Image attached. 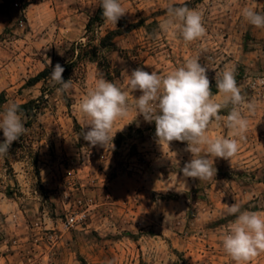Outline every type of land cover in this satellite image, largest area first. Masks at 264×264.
Listing matches in <instances>:
<instances>
[{"label":"rangeland","instance_id":"rangeland-1","mask_svg":"<svg viewBox=\"0 0 264 264\" xmlns=\"http://www.w3.org/2000/svg\"><path fill=\"white\" fill-rule=\"evenodd\" d=\"M120 3L126 14L117 24L88 32L100 0H0V94L7 95L0 113L10 103L43 104L33 120L19 113L26 132L0 155V264H235L222 247L235 219L228 205L264 214V28L242 15L244 8L264 15V0ZM169 5L199 12L204 36L185 42L179 32H164ZM120 22L128 31L102 48ZM89 43L98 56L78 59ZM190 58L207 68L213 99H221L213 92L217 75L231 69L244 104L253 105L239 107L248 130L230 160L214 158L212 179L183 176L187 142H158L155 121L134 107L139 90L128 93V115L114 123L106 148L83 139L88 128L78 105L97 79L123 88L124 68L164 76ZM75 60L62 74L72 81L67 92L50 75L34 81ZM207 132L228 138L229 129L213 120ZM82 211L85 223L66 228L67 217ZM250 264H264V252Z\"/></svg>","mask_w":264,"mask_h":264},{"label":"clouds","instance_id":"clouds-1","mask_svg":"<svg viewBox=\"0 0 264 264\" xmlns=\"http://www.w3.org/2000/svg\"><path fill=\"white\" fill-rule=\"evenodd\" d=\"M100 7L104 20L113 25L126 14L120 0H100ZM167 13L168 18L160 25L164 32H179L185 42L204 36L206 29L199 12L184 5H169ZM242 15L252 26L264 28V15L252 8H244ZM64 71L65 68L56 63L50 73L53 86H60L58 92H67L72 87L71 79H64ZM121 75L124 77L123 88L116 82L99 78L78 105L79 112L85 117L82 127L88 128L81 135L91 145L106 148L112 142L114 123L128 115V93L139 90L141 95L135 98L134 107L146 122L155 121L158 142H187L185 151L191 153V159L181 169L184 177L210 180L216 174L214 158L230 160L238 152V139H243L248 130V120L239 107L251 110L253 105L244 104L234 70L226 69L217 75L215 84L221 94L219 100L212 98L207 68L195 58L186 60L183 66L164 76L140 67L130 72L124 68ZM229 105H232L231 110L222 118L220 110ZM19 112L20 105L10 103L0 113V130L4 137L0 142V155L7 154L12 143L26 132ZM221 119L229 129L228 138L210 137L209 126L213 120ZM227 213L235 219L223 236L222 247L235 264H250L264 252V214L241 211L237 203L228 205Z\"/></svg>","mask_w":264,"mask_h":264},{"label":"trees","instance_id":"trees-1","mask_svg":"<svg viewBox=\"0 0 264 264\" xmlns=\"http://www.w3.org/2000/svg\"><path fill=\"white\" fill-rule=\"evenodd\" d=\"M5 3H8L10 0H3ZM105 22L104 18L102 17V8L99 7L96 15L92 17L89 21L87 31L89 32L92 28L94 29L96 26H101ZM120 29L118 30H112L108 33V35L103 39L101 43L102 48H107L113 45V40L115 39L116 36L121 35L123 33H126L128 30L123 28V23L120 22ZM99 53V47L92 46L91 43L89 44H81V49L78 54V59H84V58H91L95 59L98 56ZM77 60L73 61L70 63L65 69H67V73L69 69L75 67ZM50 75V69L46 68L43 70L35 79L34 81L39 82L41 80L47 79ZM65 80L67 78H64ZM214 93L218 92L217 88L213 90ZM65 93V92H64ZM45 98H40L38 101H41ZM7 102V95L5 92H2L0 94V111L2 110L4 104ZM36 101L29 102L27 104H22L20 105V114H25L28 116L30 120H33L36 116L39 110L42 109L43 104L37 103L35 106L34 104Z\"/></svg>","mask_w":264,"mask_h":264},{"label":"built area","instance_id":"built-area-1","mask_svg":"<svg viewBox=\"0 0 264 264\" xmlns=\"http://www.w3.org/2000/svg\"><path fill=\"white\" fill-rule=\"evenodd\" d=\"M88 218V214L86 211L72 213L67 217V221L65 223L66 228H76L82 226Z\"/></svg>","mask_w":264,"mask_h":264},{"label":"crops","instance_id":"crops-1","mask_svg":"<svg viewBox=\"0 0 264 264\" xmlns=\"http://www.w3.org/2000/svg\"><path fill=\"white\" fill-rule=\"evenodd\" d=\"M166 158V155L165 154H162L160 157H158L157 161H163L164 159ZM144 190V191H143ZM148 192L147 188H142V192Z\"/></svg>","mask_w":264,"mask_h":264}]
</instances>
